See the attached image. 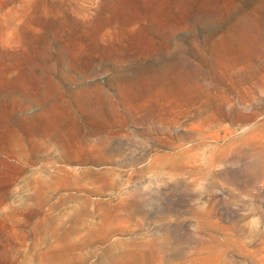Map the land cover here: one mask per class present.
Here are the masks:
<instances>
[{"label":"rangeland","instance_id":"1","mask_svg":"<svg viewBox=\"0 0 264 264\" xmlns=\"http://www.w3.org/2000/svg\"><path fill=\"white\" fill-rule=\"evenodd\" d=\"M0 264H264V0H0Z\"/></svg>","mask_w":264,"mask_h":264}]
</instances>
